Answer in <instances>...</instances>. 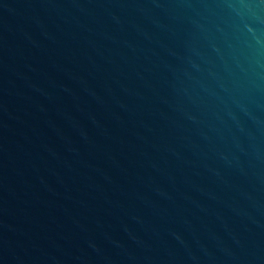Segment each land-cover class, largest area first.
Listing matches in <instances>:
<instances>
[{"label": "water", "instance_id": "95a60500", "mask_svg": "<svg viewBox=\"0 0 264 264\" xmlns=\"http://www.w3.org/2000/svg\"><path fill=\"white\" fill-rule=\"evenodd\" d=\"M0 264H264V0H0Z\"/></svg>", "mask_w": 264, "mask_h": 264}]
</instances>
